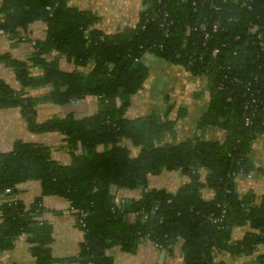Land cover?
<instances>
[{"label": "trees", "instance_id": "trees-1", "mask_svg": "<svg viewBox=\"0 0 264 264\" xmlns=\"http://www.w3.org/2000/svg\"><path fill=\"white\" fill-rule=\"evenodd\" d=\"M141 4L134 26L106 34L92 27L94 14L68 6L67 0H0V30L9 39L20 40V31L35 21L46 26L45 38L33 41L26 60L0 53V64L19 84L13 89L0 78V109L17 108L31 132H57L68 150L80 148L67 165L51 159L50 148L39 143L15 141L10 150L0 151V193L9 198L0 204V253L20 235L34 264H114L106 250L117 246L132 254L143 241L159 244L168 254L178 244L182 264H225L214 254L240 257L264 249V191L240 194L236 182L255 172L250 153L264 136V48L255 37L264 33V0ZM147 52L203 82L198 92L207 93L208 101L195 128L217 127L224 132L221 141L191 136L174 142L176 120L167 117L171 108L164 117L124 116L148 75L141 62ZM61 56L74 69L61 68ZM42 88H48L42 96L28 94ZM87 96L99 100L92 116L37 119L40 103L63 106ZM166 135H172L171 142H163ZM125 141L139 146L136 156ZM163 170L179 171L188 181L174 193L150 188L149 176ZM27 180L41 186L29 206L12 197ZM205 187L213 190L210 200L202 197ZM119 189H138L141 195L116 203ZM48 195L65 199L75 217L76 211L87 214L83 226L76 222L82 241L73 257L51 254L52 226L39 218L42 197ZM236 228L245 230L232 239ZM255 260L264 264V252Z\"/></svg>", "mask_w": 264, "mask_h": 264}, {"label": "crops", "instance_id": "crops-1", "mask_svg": "<svg viewBox=\"0 0 264 264\" xmlns=\"http://www.w3.org/2000/svg\"><path fill=\"white\" fill-rule=\"evenodd\" d=\"M68 6L78 10L90 11L96 20L92 27L101 30L106 34L114 33L117 30L134 26L142 10L141 0H67ZM20 40L9 39L6 35H0V53H7L18 60H26L34 51L33 41L42 40L46 36V26L42 21H35L30 24L26 31H20ZM141 62L148 68V75L144 79L142 87L131 96L130 104L124 116L127 119H135L152 113L164 117L167 113L168 119L176 120L174 142H181L187 137L197 136L207 139L222 140L223 130L217 127H210L204 131L195 128L198 118L205 112L208 95L205 92H198L203 86L190 74H186L177 66L164 61L163 59L147 52ZM61 68L70 71L74 66L65 62L60 57ZM34 70V74L39 73ZM0 78H2L13 89H18L12 70L0 64ZM198 85V86H196ZM48 88L28 90L32 96L46 94ZM99 109V100L94 96H87L79 102H70L66 105H53L51 103H40L37 107V119L45 120L52 116L64 117L72 114L75 119H82L94 115ZM183 115L179 117L180 111ZM15 141L39 143L50 148L51 159L60 164L70 163L72 153H80V148L68 150L63 135L57 132H46L36 134L27 129L20 111L17 108L0 109V151L10 150ZM172 135H166L163 142H171ZM124 145L129 149L131 156L139 153V146H134L130 141ZM255 172L250 177L240 175L236 178L237 189L240 194L252 190L259 195L264 191V136H260L252 145L250 153ZM205 175L201 172V180ZM188 181L179 171L163 170L159 174L149 176L150 188H163L174 193L178 187ZM17 192L12 197L23 202L25 206L33 203L34 199L41 194V186L38 181L27 180L16 186ZM112 190H114L112 188ZM115 191V190H114ZM202 197L210 200L213 197V190L203 188ZM141 195L138 189H119L117 196L120 200L137 199ZM5 194L0 193V204L8 201ZM43 211L39 215L52 226V241L49 245L54 258L73 257L78 253L79 243L82 241V231L76 224L74 210L69 203L59 196L48 195L42 197ZM244 228L233 230L232 239L242 236ZM172 253L156 249L148 241H143L135 253L123 252L119 247L114 246L106 250L114 264H182V257L179 245L173 246ZM264 252V249L256 250L254 253L245 256H231L224 253H215L214 259L225 264H257L255 257ZM34 257L30 254L29 244L25 235H20L13 243L11 249L0 253V264H34ZM59 264V263H53Z\"/></svg>", "mask_w": 264, "mask_h": 264}, {"label": "built area", "instance_id": "built-area-1", "mask_svg": "<svg viewBox=\"0 0 264 264\" xmlns=\"http://www.w3.org/2000/svg\"><path fill=\"white\" fill-rule=\"evenodd\" d=\"M217 28V26H216V24L215 25H213V27H212V29H216ZM199 29L202 31L203 30V32H204V30H205V27H204V25L203 24H199ZM4 33L0 30V35H3ZM204 37L205 38H208L209 37V34L208 33H204ZM255 37L258 39V44L260 45V47L261 48H264V33L263 32H258L256 35H255ZM216 53H217V49H214L212 52H211V56H215L216 55ZM263 65H264V63H263ZM196 80V79H195ZM197 81V80H196ZM199 82V85H201L202 83H201V81H198ZM196 86H198V85H196ZM80 101V99H77V100H74V101H72V102H75V103H77V102H79ZM245 108H246V106H245ZM250 123V117L249 116H247V117H245V122H244V124L245 125H248ZM251 176V174H248L247 175V177H250ZM5 192L6 193H10V189L8 188V189H5ZM116 203H119V201H120V198L117 196L116 198H115V200H114ZM76 213H78V215L75 217L76 218V222L78 223V224H80L81 226H83L84 225V219H85V217H86V213L85 212H82V211H76ZM152 245H153V247H155L156 249H159V244H157V243H155V242H150ZM181 254V253H180Z\"/></svg>", "mask_w": 264, "mask_h": 264}, {"label": "rangeland", "instance_id": "rangeland-1", "mask_svg": "<svg viewBox=\"0 0 264 264\" xmlns=\"http://www.w3.org/2000/svg\"><path fill=\"white\" fill-rule=\"evenodd\" d=\"M173 65H175V64H173ZM175 66H177L178 68H180L181 70H183L184 68H182L181 66H179V65H175ZM183 72H186V74H189V72L186 70V69H184V71Z\"/></svg>", "mask_w": 264, "mask_h": 264}]
</instances>
